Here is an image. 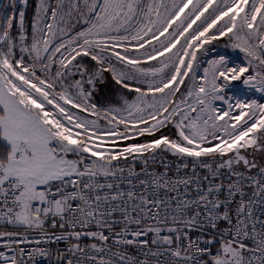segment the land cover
<instances>
[{
	"label": "rangeland",
	"instance_id": "obj_1",
	"mask_svg": "<svg viewBox=\"0 0 264 264\" xmlns=\"http://www.w3.org/2000/svg\"><path fill=\"white\" fill-rule=\"evenodd\" d=\"M25 4L0 34V162L22 189L20 225L39 223L35 189L73 173L79 152L264 163V0H38L29 24ZM104 65L131 99L92 101Z\"/></svg>",
	"mask_w": 264,
	"mask_h": 264
},
{
	"label": "built area",
	"instance_id": "obj_2",
	"mask_svg": "<svg viewBox=\"0 0 264 264\" xmlns=\"http://www.w3.org/2000/svg\"><path fill=\"white\" fill-rule=\"evenodd\" d=\"M75 160L35 189L39 223L22 228V189L0 162V264H264V163L244 166L228 149Z\"/></svg>",
	"mask_w": 264,
	"mask_h": 264
},
{
	"label": "trees",
	"instance_id": "obj_3",
	"mask_svg": "<svg viewBox=\"0 0 264 264\" xmlns=\"http://www.w3.org/2000/svg\"><path fill=\"white\" fill-rule=\"evenodd\" d=\"M7 7L0 10V34L3 31H10L11 28L15 27V19L17 17V10L22 9L20 6V0H7ZM26 4L24 10V20L29 24L35 13L36 5L38 0H25ZM8 25L11 28H8ZM8 28V29H7ZM13 35V33H12ZM222 38L214 40L216 44H221ZM95 65L90 64V71H93ZM101 78L94 82L92 90V101L99 107L104 105H119L122 101L131 99L135 95V89L129 88L127 85L120 83L116 78L111 75L108 66L100 67ZM142 89V88H139ZM4 146V145H3ZM5 147V146H4ZM3 229L0 228V233Z\"/></svg>",
	"mask_w": 264,
	"mask_h": 264
},
{
	"label": "crops",
	"instance_id": "obj_4",
	"mask_svg": "<svg viewBox=\"0 0 264 264\" xmlns=\"http://www.w3.org/2000/svg\"><path fill=\"white\" fill-rule=\"evenodd\" d=\"M157 149H159V148H157ZM148 151H150V150H154V149H147ZM167 155H169V156H171V157H173V156H176V155H172V154H170V153H167V152H165ZM189 153H199V152H189ZM181 154V153H180ZM179 155V154H178ZM20 227L22 228V227H24L23 225H20Z\"/></svg>",
	"mask_w": 264,
	"mask_h": 264
}]
</instances>
